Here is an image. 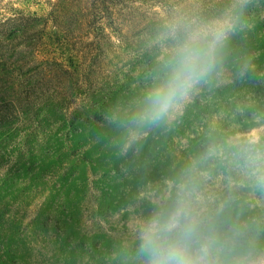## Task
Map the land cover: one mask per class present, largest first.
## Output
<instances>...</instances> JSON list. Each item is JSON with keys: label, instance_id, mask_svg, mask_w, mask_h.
<instances>
[{"label": "rangeland", "instance_id": "obj_1", "mask_svg": "<svg viewBox=\"0 0 264 264\" xmlns=\"http://www.w3.org/2000/svg\"><path fill=\"white\" fill-rule=\"evenodd\" d=\"M40 1L48 4L49 0ZM9 2L16 0H0V15ZM190 2H169L173 7L182 8L176 14L179 23L196 20L197 12L190 8L194 7ZM139 11L143 16L153 14L148 6L140 7ZM243 23L248 30L231 36L220 51L221 73L225 71L223 63H228L226 70L236 76L240 63L230 62L247 58L246 63H252L251 56L258 54L260 29L254 20ZM93 32L95 29L85 28L71 39L92 82L95 79L97 86L110 84L87 100L93 106V123L85 120L75 130L79 132L74 142L90 147L88 156L93 169L91 172L77 166L62 179L65 164L58 165V160L45 157V152L36 154L38 165L34 177L26 188L17 182L16 196L21 199L9 211L8 221L0 224V231L7 229L11 236L16 233L18 236L20 229L31 223L28 236L32 237L33 232H40L41 223L49 217L58 232L55 234L52 225L48 227L50 236L45 239L49 240V247L41 251H35L26 237V247L21 248L22 264H141L131 248L113 242L105 232L113 227L122 228L125 220H128L126 226L135 231L148 219V212L171 204L177 183L194 162L202 214L215 226L228 224L233 229L227 235H219L220 230L215 227L217 235L231 249V256L249 257L255 264H264V185L257 182L245 159V150L252 147L250 141L259 142L264 131V112L254 119L246 115L254 108V103L244 104L255 96L254 82L250 79L238 87L225 88L218 82V72L213 71L178 110L153 124L156 127L153 139L145 144L136 143L133 150L127 151L128 140L131 142L134 135L131 137L125 130L114 128L112 114L116 111L126 114L129 120L136 117L138 109L144 108L147 92L138 88V76H133L134 82L129 83L124 73L125 58L116 59L107 40ZM109 33L105 29L104 34ZM233 41L236 42L233 44ZM254 70L252 66L251 71ZM114 79L117 84L112 85ZM133 101L138 102L135 110L126 109L125 105ZM177 111H181L178 117ZM82 116L87 117L86 113ZM98 118L105 121L98 123ZM244 138L248 144L239 141ZM207 140L212 142L211 146H219V151L210 158L214 164L195 157L196 148ZM256 150L264 153V145ZM223 151H232L228 160L231 167H222L227 162ZM250 221L252 227L247 225ZM238 224L246 225L244 231L234 230ZM98 247L100 250L95 251Z\"/></svg>", "mask_w": 264, "mask_h": 264}, {"label": "trees", "instance_id": "obj_2", "mask_svg": "<svg viewBox=\"0 0 264 264\" xmlns=\"http://www.w3.org/2000/svg\"><path fill=\"white\" fill-rule=\"evenodd\" d=\"M170 1L175 0H49L48 4L40 0L9 2L0 15V224L8 221L9 211L21 199L16 196L17 182L25 188L31 183L38 165L35 156L39 151L45 152L47 158L58 160V165L65 164L60 175L62 179L67 178L68 171L77 166L92 172V160L88 156L90 147L80 141L74 142V136L79 132L75 130L85 120L93 123V106L87 100L110 84L97 86L95 79L92 82L85 73L79 53L71 41L73 34L85 28L95 29V36L107 40L116 59L119 56L125 58L127 69L124 73L129 83H133V78L138 76V88L148 93L164 75L165 61L174 46L173 39L165 34L171 25L179 23L176 14L182 8L173 7ZM190 1L194 5L190 8L197 12L194 16L198 21L216 20L229 11L238 17L228 39L239 35V31L248 30L244 21L254 20L258 25L261 46L258 54L251 56L254 62L246 63L247 58L230 62L240 63L236 76L226 70L228 63H223L225 71L222 73L218 67L214 70L218 72L219 84L225 88L229 85L238 87L250 79L254 82L255 96L245 100L244 104L254 103V108L246 115L248 119L257 118L260 112H264V0H249L242 10L237 0ZM142 6L150 7L152 16L140 14ZM246 9L256 12H247ZM251 13L254 16L250 17ZM105 29L110 31L108 35L104 34ZM252 66L254 71H251ZM249 74L253 77H248ZM116 80L112 81V85L117 84ZM136 101L128 102L125 108L135 110ZM141 111L142 108L138 109V113ZM85 113L87 117L82 116ZM180 113L177 111V117ZM112 118L114 128L125 130L131 137L134 135L131 142L128 140L127 151L133 150L136 143L145 144L156 134L153 124H141L135 117L129 120L126 114L116 111ZM97 121L105 120L98 118ZM260 134L259 142L249 144L254 150L264 145V131ZM239 141L243 145L248 144L245 138ZM203 143L196 148V159L214 164L210 158L219 151V146H211L210 140ZM210 150H214L212 155H209ZM222 153L227 158L222 167H231L228 160L232 151ZM261 214L256 219L257 223ZM151 215L152 212H148L146 218ZM127 221L122 223V228L113 227L104 234L137 253L139 228L132 231L126 226ZM213 224L220 230L219 235H227L233 230L228 224ZM30 225L20 229L18 236L17 233L11 236L7 229L0 231L3 232L0 236V264H22L21 248L26 247V237L35 251H41L49 247V240L45 239L50 236L48 227L52 225L55 234L58 232L49 217L41 223L40 232H33L32 237L28 236ZM247 225L253 226L251 221ZM245 226L238 224L234 230L244 231ZM99 250V247L95 249Z\"/></svg>", "mask_w": 264, "mask_h": 264}, {"label": "clouds", "instance_id": "obj_3", "mask_svg": "<svg viewBox=\"0 0 264 264\" xmlns=\"http://www.w3.org/2000/svg\"><path fill=\"white\" fill-rule=\"evenodd\" d=\"M248 2L237 0V5L242 10ZM237 20L229 11L216 20L170 26L165 36L173 39L174 46L165 61L164 75L148 91L144 108L135 117L139 123L158 124L190 99L197 85L220 64V51ZM245 152L247 165L264 185V153L252 147ZM194 172L195 162L177 183L171 204L160 205L140 226L136 255L141 264H255L249 257L231 256V249L203 216Z\"/></svg>", "mask_w": 264, "mask_h": 264}]
</instances>
